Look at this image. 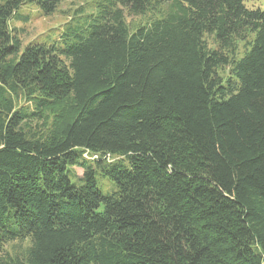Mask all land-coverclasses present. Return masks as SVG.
Returning a JSON list of instances; mask_svg holds the SVG:
<instances>
[{"label":"trees","instance_id":"obj_1","mask_svg":"<svg viewBox=\"0 0 264 264\" xmlns=\"http://www.w3.org/2000/svg\"><path fill=\"white\" fill-rule=\"evenodd\" d=\"M62 1L0 0V264H264V11L103 0L24 46Z\"/></svg>","mask_w":264,"mask_h":264},{"label":"rangeland","instance_id":"obj_2","mask_svg":"<svg viewBox=\"0 0 264 264\" xmlns=\"http://www.w3.org/2000/svg\"><path fill=\"white\" fill-rule=\"evenodd\" d=\"M103 0H63L58 6L55 13L51 16H45L41 11L29 3L23 4L17 14V17L12 18L10 21V27L12 29L23 30L20 34V38L23 45H27L30 42H46L47 40H54L58 33L63 31L66 25L74 18L96 13L98 11L97 4ZM245 5L249 9H261L264 11V0H248L245 1ZM156 15L149 13L144 17L131 16L125 11V17L129 27L134 30L138 25L144 24L147 19L154 18ZM209 44L212 48L216 45L209 40ZM245 54L243 44H240L237 51V59H241ZM229 74V68L220 71V75L227 77ZM50 115V114H49ZM44 123V121H41ZM41 122H32V125H40ZM50 122V121H49ZM78 175H82V170L76 169ZM98 188L104 194L112 193L116 188L111 180L101 174L97 175ZM29 245V241L24 242H12L6 246V251L11 255L24 251Z\"/></svg>","mask_w":264,"mask_h":264}]
</instances>
